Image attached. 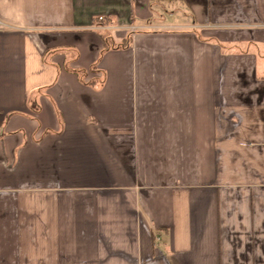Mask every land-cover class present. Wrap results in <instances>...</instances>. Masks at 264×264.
I'll return each instance as SVG.
<instances>
[{"label":"crops","instance_id":"crops-1","mask_svg":"<svg viewBox=\"0 0 264 264\" xmlns=\"http://www.w3.org/2000/svg\"><path fill=\"white\" fill-rule=\"evenodd\" d=\"M0 264H264V0H0Z\"/></svg>","mask_w":264,"mask_h":264},{"label":"trees","instance_id":"trees-1","mask_svg":"<svg viewBox=\"0 0 264 264\" xmlns=\"http://www.w3.org/2000/svg\"><path fill=\"white\" fill-rule=\"evenodd\" d=\"M103 22V20H102ZM104 23V22H103ZM100 36H101V39L103 40V50L104 49H107V48H119V47H124L126 44H128L129 42V37H125V43H123V41L121 42H115L111 36L108 34L107 30L105 29H102V30H98ZM76 57V53L73 54V58ZM69 61L65 62V67L70 70V71H73L75 72L79 78L83 79L84 76L87 74V70L85 69H78V68H71L69 65H68ZM95 65L96 64H92L90 67H89V71H94L95 69Z\"/></svg>","mask_w":264,"mask_h":264},{"label":"built area","instance_id":"built-area-1","mask_svg":"<svg viewBox=\"0 0 264 264\" xmlns=\"http://www.w3.org/2000/svg\"><path fill=\"white\" fill-rule=\"evenodd\" d=\"M103 19V17H98V22H101ZM98 26L100 27V25L98 24Z\"/></svg>","mask_w":264,"mask_h":264}]
</instances>
